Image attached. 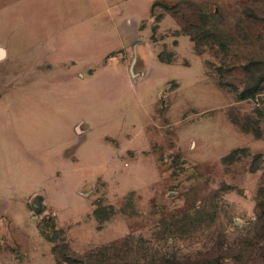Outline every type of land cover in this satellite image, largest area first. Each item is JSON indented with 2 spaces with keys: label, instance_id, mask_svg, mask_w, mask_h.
I'll return each mask as SVG.
<instances>
[{
  "label": "rangeland",
  "instance_id": "1",
  "mask_svg": "<svg viewBox=\"0 0 264 264\" xmlns=\"http://www.w3.org/2000/svg\"><path fill=\"white\" fill-rule=\"evenodd\" d=\"M0 47V193L18 224L46 204L32 264H264V0H0Z\"/></svg>",
  "mask_w": 264,
  "mask_h": 264
},
{
  "label": "crops",
  "instance_id": "2",
  "mask_svg": "<svg viewBox=\"0 0 264 264\" xmlns=\"http://www.w3.org/2000/svg\"><path fill=\"white\" fill-rule=\"evenodd\" d=\"M27 11H33V9L28 8V7H23L21 9L20 16L23 17L22 13L27 12ZM4 26H5V30L8 31L9 33L12 31L11 25L7 26V23H6V24H4ZM43 30H44L43 26L41 27V25H38L37 23H34V25H33L32 23H30V21L28 23H24V24L20 23V25L18 27L19 35L23 40H25L28 37L33 38V36L35 34H38L40 37L41 36L43 37L44 36ZM34 32H35V34L32 35V33H34ZM7 56H8V50H6L5 57L0 60V71H1L2 66H3L1 64H3V63L5 64L6 61H4V60L6 59ZM22 56H24V55H22ZM24 59H25V56H24ZM31 62H32L31 65H33L32 60H31ZM25 80H22L21 83H24ZM5 81L6 80L3 81V79L1 78V75H0L1 87H3V85H4L3 82H5ZM30 84H32V82ZM25 89H27V88H25ZM3 120L7 121V119H3ZM64 123H63V125L66 126V130H65L66 134L65 135H66L67 139H69L72 144H77L78 149L83 148L85 145L90 143L92 132L88 128H86V130L82 129L83 127H81V125H79V124H81L83 122H79L76 118H73V119H69V120L65 121ZM12 137H14L13 140H12L11 136L8 135V138H7L8 142H5L6 148H8V149L12 148V152H11V150H9V154L12 153L13 155H18V156L25 155V153L27 151V146H28L27 138L25 136L15 135V134H13ZM65 159H68V158L64 154L63 159H61V158L58 159V162H61L62 160L66 161ZM39 161H40L39 164H41L42 161L41 160H39ZM24 162H25V160H24ZM9 172H10V166L7 169V175ZM80 186H81V184H80ZM14 187H17V186L13 185V186L8 187V189H11ZM15 195H16V193H14V191H12V190H10L7 194H5V191L3 193H0V197H3V198H0V234H3V235L6 234V237L11 239L12 242L16 241L18 244L23 245V248H25L24 250L26 252L25 253V259L27 261V264H32V262L37 258L36 253L39 250L38 248H41L43 251L45 250L46 254L53 256L52 255V246L49 245L48 247H46L43 245L42 246L39 245L40 236L44 240H46V239H45L43 233L41 232V229L39 226V220H38V217L36 216L37 214H35L32 211V209L28 206L27 200H25L26 201L25 208L27 210V214H26L27 215V218H26L27 222L22 223V224H18V221L15 220L17 218H15L14 215H19L16 212L15 208L11 205L12 200H13ZM22 202H24V201H22ZM21 211H22V209H21ZM28 216H30V218ZM0 238H1V235H0ZM46 241L49 242L48 240H46ZM2 251H3V249L0 248V264H4L3 258L5 256L2 255V253H3ZM11 264H13V263H11Z\"/></svg>",
  "mask_w": 264,
  "mask_h": 264
},
{
  "label": "water",
  "instance_id": "3",
  "mask_svg": "<svg viewBox=\"0 0 264 264\" xmlns=\"http://www.w3.org/2000/svg\"><path fill=\"white\" fill-rule=\"evenodd\" d=\"M6 55V50L4 48L0 47V60L3 59ZM136 60V59H135ZM131 72L134 75L133 68L131 67ZM32 208L35 210L36 214H40L46 209V204L42 202V199L40 197L36 198L34 202L32 203Z\"/></svg>",
  "mask_w": 264,
  "mask_h": 264
},
{
  "label": "trees",
  "instance_id": "4",
  "mask_svg": "<svg viewBox=\"0 0 264 264\" xmlns=\"http://www.w3.org/2000/svg\"><path fill=\"white\" fill-rule=\"evenodd\" d=\"M42 232V231H41ZM43 233V232H42ZM44 235V234H43ZM45 236V235H44ZM46 237V236H45Z\"/></svg>",
  "mask_w": 264,
  "mask_h": 264
}]
</instances>
